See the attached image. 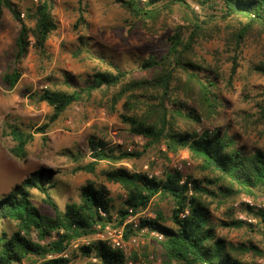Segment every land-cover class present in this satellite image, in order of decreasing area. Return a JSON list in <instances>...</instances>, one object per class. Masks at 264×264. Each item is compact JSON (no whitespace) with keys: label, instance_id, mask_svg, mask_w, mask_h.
<instances>
[{"label":"trees","instance_id":"obj_1","mask_svg":"<svg viewBox=\"0 0 264 264\" xmlns=\"http://www.w3.org/2000/svg\"><path fill=\"white\" fill-rule=\"evenodd\" d=\"M117 1L144 26L153 24L162 8L178 6L180 23L167 36L165 51L138 59L136 73L135 69L108 62L111 69H95L83 84L70 91L45 88L29 94L31 100L46 102L52 112L31 131L11 126L9 135L14 146L10 153L23 160L27 145L37 133L46 138L50 124L68 106L90 100L100 92L107 97L105 108L117 112L127 133L144 139L145 147L163 144L167 152L174 154L186 150L193 161L200 163V169L214 176L198 178L185 170H173L158 178L123 165L115 166L127 159L139 158L142 153L137 150L116 153L115 148L107 146L101 138L90 137L86 151L90 160L76 165L73 171L94 173L101 161L108 162L110 167L103 173L105 179L123 189L118 206L114 205L104 183L87 180L80 186L79 200L66 203L60 210L50 196V190L55 187L52 171L41 168L15 184L7 194L0 195V222L13 224L11 232L0 227V264L23 261L71 264L75 255L87 258V264H135L138 260L135 252L126 254L100 238L77 244L70 250L72 244L112 223L122 229L125 241L138 236L144 228L163 234L161 240L154 239L161 264H254L264 250L252 243H233L220 234L217 230L220 226L240 228L246 224L234 218L215 220L211 200L218 192L224 197L244 194L264 198V150L244 151L221 126L212 123L221 115V103L215 92L216 81L206 74L207 62L199 58L195 47L201 41L220 37L223 23L231 29L226 32L230 33V37L225 38L226 45L233 52L237 51L253 27L264 31V0H218L219 14L204 15L194 11L187 0ZM193 1L201 7L217 2ZM3 8L19 24L14 39L13 67L2 75V82L11 90L20 79L22 60L31 48L44 52L45 43L57 29L58 22L47 0H38L25 12L27 19L34 21L33 25L21 18L13 0H0V19ZM77 12L73 25L76 30L87 27L83 0H77ZM234 20L238 25L231 27L230 22ZM74 52L76 56H91L86 35H78ZM232 61L235 63V58ZM118 103L120 108H117ZM205 121L211 122L213 129L204 127ZM78 157L75 155L74 159ZM211 185H216L217 191ZM31 190L42 195V201L52 207L53 214L40 211L33 203ZM155 197L171 201L168 224L158 211L154 218L141 216L136 225L126 221L130 212L144 211ZM227 209L230 214V208ZM254 214L264 230V212ZM142 254L146 256L144 251Z\"/></svg>","mask_w":264,"mask_h":264},{"label":"rangeland","instance_id":"obj_2","mask_svg":"<svg viewBox=\"0 0 264 264\" xmlns=\"http://www.w3.org/2000/svg\"><path fill=\"white\" fill-rule=\"evenodd\" d=\"M51 11L58 22L57 29L48 37L43 53L31 48L20 63L21 76L13 89H7L2 82V75L13 67L14 39L19 24L10 12L3 8L0 19V195L7 194L15 184L40 170L50 169L54 176L55 187L50 190L51 198L60 210L66 203L79 200L80 186L87 180L104 183L110 191L115 206L121 201L123 189L117 183L108 182L104 171L110 167L101 161L94 173L73 171L78 164H86L89 160L87 140L90 137L101 138L107 146L115 148V152L137 150L139 158H131L115 166L123 165L129 170L145 172L150 176L163 178L168 172L175 170L176 164H182L181 170L190 172L198 178L214 176L208 170L199 168L200 163L193 161L186 150L174 154L167 152L163 144L145 147V140L127 133L125 124L117 112H109L106 108L107 97L98 92L90 100L73 103L49 126L46 138L36 134L34 140L27 145V155L22 160L10 153L14 142L9 135L11 126L17 125L25 130H33L46 121L52 107L46 102L34 101L29 94L42 89L70 91L83 84L85 78L95 69H111L108 62L119 63L123 68L137 71V60L150 54H162L165 51L166 38L180 23L179 8L170 5V9H161V14L153 24L142 25L131 17L129 12L117 0H83L87 27H73L77 19V0H47ZM144 1V0H141ZM194 11L200 15L219 14L218 0L201 7L193 0ZM20 11V16L29 25L34 21L27 19L25 12L33 8L38 0H13ZM195 5L198 9H195ZM231 27L237 26L234 20ZM220 37L201 41L195 50L199 58L207 64V75L216 81L215 92L218 94L221 115L212 123L221 126L238 147L246 152L256 149L264 150V31L253 27L244 37L237 51L226 45V36L230 37L231 29L221 23ZM86 35L91 56L75 55L77 37ZM235 58V63L232 61ZM234 66V67H233ZM235 69L232 72V69ZM120 108V103L117 104ZM211 122L205 121L204 127L213 129ZM79 156L77 160L74 156ZM179 170V171H181ZM50 175V174H47ZM211 187L217 191L216 185ZM33 203L42 213L53 214L51 206L42 201V195L31 190ZM214 219H238L246 225L236 227H218L217 230L233 243H252L264 250V230L258 223L255 211L264 212V198H253L244 194L222 196L220 192L211 200ZM218 202H224L218 204ZM230 208V214L227 213ZM171 201L155 197L149 207L139 216L154 218L155 212H161L166 223H169ZM230 215V216H229ZM115 214L112 216L114 220ZM1 229L11 232L13 224L0 222ZM117 229L109 224V230ZM103 235H106L103 232ZM100 235L80 239L72 244H87L98 239ZM136 237V243L130 246L138 260L135 264H161L156 255L159 252L156 242L144 229ZM157 240V239H156ZM145 252L144 256L142 252ZM256 257L254 264L259 258ZM88 259L75 255L71 264H87ZM20 264H27L25 261Z\"/></svg>","mask_w":264,"mask_h":264},{"label":"built area","instance_id":"obj_3","mask_svg":"<svg viewBox=\"0 0 264 264\" xmlns=\"http://www.w3.org/2000/svg\"><path fill=\"white\" fill-rule=\"evenodd\" d=\"M194 7H195V9H198L197 5H195ZM174 167H175V170L179 171L182 168V164H180V163L176 164ZM142 212L143 211H140V212L134 213V214H132L130 212L126 221L131 222L133 225H136L138 222V219L140 218L139 215ZM182 216H183V214H182ZM144 231L149 233L150 236L155 237L157 240H161L163 238V234H161L158 231L147 230L146 228H144ZM103 232H105L106 235H103ZM96 234L100 235V237H99L100 239L107 240L109 243H111L112 246H116V247L121 248L126 254H128V252L130 250V246L132 244H137L135 236H132L128 241H125L122 238V229L117 228L113 232H111L109 230V225L105 226V228L103 230H101L100 232H98ZM128 264H131V262H128ZM257 264H264V256L259 258Z\"/></svg>","mask_w":264,"mask_h":264}]
</instances>
